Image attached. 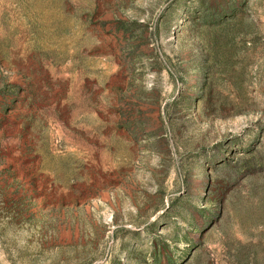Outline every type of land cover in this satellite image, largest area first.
Returning <instances> with one entry per match:
<instances>
[{
  "label": "rangeland",
  "instance_id": "1",
  "mask_svg": "<svg viewBox=\"0 0 264 264\" xmlns=\"http://www.w3.org/2000/svg\"><path fill=\"white\" fill-rule=\"evenodd\" d=\"M0 264H264V0H0Z\"/></svg>",
  "mask_w": 264,
  "mask_h": 264
}]
</instances>
